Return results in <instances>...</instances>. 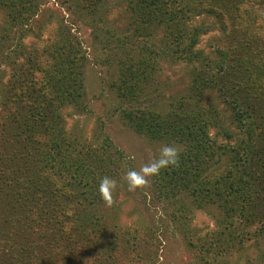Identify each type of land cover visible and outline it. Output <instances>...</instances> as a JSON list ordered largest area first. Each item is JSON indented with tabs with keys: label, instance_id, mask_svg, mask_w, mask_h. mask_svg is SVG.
I'll list each match as a JSON object with an SVG mask.
<instances>
[{
	"label": "trees",
	"instance_id": "obj_1",
	"mask_svg": "<svg viewBox=\"0 0 264 264\" xmlns=\"http://www.w3.org/2000/svg\"><path fill=\"white\" fill-rule=\"evenodd\" d=\"M68 1L93 14L105 0ZM42 2L0 0L7 19L0 44L17 40L22 45L28 37L41 40L48 33L34 49L38 54L29 53L13 66L16 71L3 95L0 264H114L111 251L131 248L140 236L131 231L127 239L107 236L99 212L104 202L99 181L121 174L124 153L105 133H93L97 135L90 140L68 134L67 109L80 106L86 93L87 49L63 21L51 27L39 20ZM126 5L137 30L165 28L172 45L185 44L181 59L194 64L202 57L197 45L205 29L192 21L214 16L220 25V60H202L203 73H197L179 111L164 115L153 108L125 109L122 117L149 140L182 146L179 165L152 182L159 199L173 205L171 217L176 222L180 217L186 235L196 232L189 227L190 212L208 205L221 210L219 230L205 237L206 264H221L225 250L244 247V236L252 234L257 241L264 236V0H126ZM4 52L0 46V56ZM152 62L142 60L137 69L122 70L112 83L119 97L134 102L142 96L145 83L154 78ZM211 89L223 97L228 115L202 105ZM212 128H217L215 135ZM58 177L61 184L55 182ZM71 202L79 209L69 217ZM90 233L98 236L94 243L85 239ZM260 257L264 260V253Z\"/></svg>",
	"mask_w": 264,
	"mask_h": 264
},
{
	"label": "rangeland",
	"instance_id": "obj_2",
	"mask_svg": "<svg viewBox=\"0 0 264 264\" xmlns=\"http://www.w3.org/2000/svg\"><path fill=\"white\" fill-rule=\"evenodd\" d=\"M41 8L39 20L51 24V27L56 21H63L80 37L87 49L88 61L83 68L86 93L80 106L66 108L69 112L65 116L68 134L90 140L97 135L93 133H105L124 153L122 172L115 178L118 189L113 195L112 203L103 202L99 212L102 222L108 225L107 231L110 232L107 236L111 233L115 236L123 235L127 239L131 236L127 231L140 236L131 248L121 250L122 246H117L111 251L114 264H206L205 251L208 243L205 237H211V234L219 230L217 219L223 216L221 210L208 205L190 212L189 227L196 232L195 235L194 232L188 233L192 235L188 236L183 233L180 217L178 216L177 222L171 217L173 205L168 200L162 202L159 199L152 179L146 187L129 191L126 171L138 170L142 164L158 155L160 146L166 142L152 141L137 133L125 124L122 112L125 109L153 108L166 115L179 111L182 98L189 96L194 78L198 72L203 71L202 60H212L214 64L220 60L217 49L221 28L217 19L214 16H202L192 21L191 25L194 27L205 29L197 45V49L202 51V57L194 64L181 59L185 54L180 56L181 48L185 44L172 45L165 28L137 30L134 19L127 10L126 0H105L93 14L77 8L76 4L68 0H43ZM6 25L7 19L0 12V36L5 32ZM47 35L48 33L43 34L41 40L28 37L22 45L17 40L12 44L10 40L0 44L5 51L4 56H0V111L2 102L5 101L3 95L16 71L13 66L19 59V62L24 61L29 53L38 54L34 49L45 43ZM163 51L167 53L164 54ZM13 60L17 61L12 63ZM142 60H155L152 62L154 78L143 82L146 88L140 98L134 102L124 101L118 96L112 83L119 78L122 70L127 71V66L137 69L138 62ZM143 68L145 66L142 65ZM205 96L202 105L217 108L221 111V116L228 115L227 105L216 89L208 90ZM189 100L195 102L196 99ZM183 102L186 104L185 99ZM216 132L217 128L210 131L212 135ZM219 139L224 141L222 135H219ZM61 181L59 177L55 179L57 184H61ZM64 186L67 191V184ZM64 197L71 199L68 194ZM78 209L72 203L67 214L72 217ZM90 234L85 239L94 243L98 236ZM189 237L201 245V251L193 246V242L189 243ZM244 237V247L241 250L233 247L219 256L224 258L219 259L221 264H264L260 257L264 253V236L259 241L252 234L248 239ZM201 255L204 257L201 258Z\"/></svg>",
	"mask_w": 264,
	"mask_h": 264
},
{
	"label": "clouds",
	"instance_id": "obj_3",
	"mask_svg": "<svg viewBox=\"0 0 264 264\" xmlns=\"http://www.w3.org/2000/svg\"><path fill=\"white\" fill-rule=\"evenodd\" d=\"M182 155V146L175 143L162 144L158 155L141 165L137 169H129L125 173L129 191L146 187L152 178L159 176L163 170L179 165ZM118 189V182L110 176H103L99 181L98 191L101 199L111 204L113 195Z\"/></svg>",
	"mask_w": 264,
	"mask_h": 264
}]
</instances>
